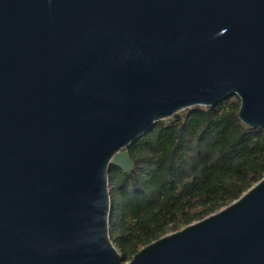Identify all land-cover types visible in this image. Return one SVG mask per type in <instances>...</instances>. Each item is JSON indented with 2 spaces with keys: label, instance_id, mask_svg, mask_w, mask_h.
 Listing matches in <instances>:
<instances>
[{
  "label": "water",
  "instance_id": "obj_1",
  "mask_svg": "<svg viewBox=\"0 0 264 264\" xmlns=\"http://www.w3.org/2000/svg\"><path fill=\"white\" fill-rule=\"evenodd\" d=\"M239 98L264 129V0H0V264H264V178L125 263L111 166Z\"/></svg>",
  "mask_w": 264,
  "mask_h": 264
},
{
  "label": "trees",
  "instance_id": "obj_2",
  "mask_svg": "<svg viewBox=\"0 0 264 264\" xmlns=\"http://www.w3.org/2000/svg\"><path fill=\"white\" fill-rule=\"evenodd\" d=\"M240 106L231 97L160 121L126 149L132 172L111 166L110 235L125 263L228 207L264 178V129L242 123Z\"/></svg>",
  "mask_w": 264,
  "mask_h": 264
}]
</instances>
